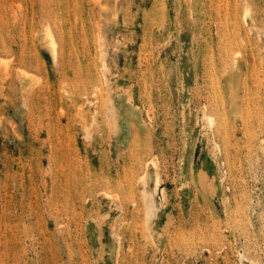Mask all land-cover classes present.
Here are the masks:
<instances>
[{"label": "rangeland", "instance_id": "374dc122", "mask_svg": "<svg viewBox=\"0 0 264 264\" xmlns=\"http://www.w3.org/2000/svg\"><path fill=\"white\" fill-rule=\"evenodd\" d=\"M0 264H264V0H0Z\"/></svg>", "mask_w": 264, "mask_h": 264}, {"label": "bare ground", "instance_id": "6f19581e", "mask_svg": "<svg viewBox=\"0 0 264 264\" xmlns=\"http://www.w3.org/2000/svg\"><path fill=\"white\" fill-rule=\"evenodd\" d=\"M49 33H50V32H49ZM49 35H50V34H49ZM51 37H52V36H51ZM202 176H203V175H202ZM202 176H201V178H200V179H202V181H203V183H204V187L206 188V186H205L206 179H205V178H203ZM210 181H211V180H210ZM207 182H208V181H207ZM209 183H210V182H209ZM208 185H209V184H208ZM210 186H211V185H210ZM210 186H209V187H210ZM207 188H208V187H207ZM211 188H212V187H211ZM211 188H209V191L211 190ZM213 190H214V189H213Z\"/></svg>", "mask_w": 264, "mask_h": 264}]
</instances>
